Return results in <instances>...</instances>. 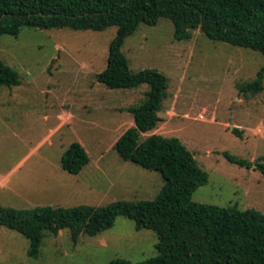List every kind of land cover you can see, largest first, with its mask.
Segmentation results:
<instances>
[{
  "label": "rangeland",
  "instance_id": "rangeland-1",
  "mask_svg": "<svg viewBox=\"0 0 264 264\" xmlns=\"http://www.w3.org/2000/svg\"><path fill=\"white\" fill-rule=\"evenodd\" d=\"M170 21L140 25L121 51L131 73L155 70L167 78V96L156 134L177 138L208 174L192 201L222 208L237 206L264 216V176L255 166L230 163L229 154L264 165V83L257 94L241 93L264 65V56L214 42L199 30L176 41ZM116 28L105 31L24 28L0 40V59L19 74L20 85L0 87V207L31 209L117 201L153 200L164 185L159 173L123 161L114 144L134 120L148 85L111 90L98 82L107 67ZM237 129L240 136L233 133ZM72 143L89 163L77 175L61 168ZM155 232L135 230L118 217L114 226L72 242L69 230L44 238L40 255H27L21 234L0 228V264H138L158 256Z\"/></svg>",
  "mask_w": 264,
  "mask_h": 264
},
{
  "label": "trees",
  "instance_id": "trees-1",
  "mask_svg": "<svg viewBox=\"0 0 264 264\" xmlns=\"http://www.w3.org/2000/svg\"><path fill=\"white\" fill-rule=\"evenodd\" d=\"M160 19L172 23L176 41L191 40L193 31L199 30L214 42L264 56V0H0V40L4 35L17 37L24 28L95 32L116 28L98 82L111 90L141 85L150 90L140 106L128 110L134 125L118 138L114 149L123 161L157 172L164 181L150 201H117L105 207H0V228L28 240L29 258L39 257L47 235L69 230L76 243L81 235L96 237L111 229L118 217H125L134 222L136 231L148 229L158 237V256L138 264H264V216L237 206L193 202L194 192L208 182L194 155L177 138L152 134L142 140L161 121L158 113L167 96V78L155 70L131 73L121 47L140 25L154 27ZM263 83L264 65L240 92L260 93ZM19 85V74L0 59V87ZM233 133L240 136L237 129ZM224 156L242 168L255 166L264 176L259 162ZM88 163L80 143H72L61 158V168L71 175ZM109 264L131 263L117 259Z\"/></svg>",
  "mask_w": 264,
  "mask_h": 264
}]
</instances>
